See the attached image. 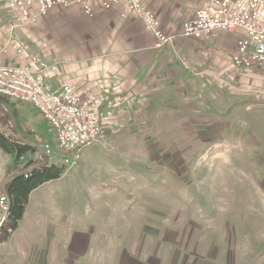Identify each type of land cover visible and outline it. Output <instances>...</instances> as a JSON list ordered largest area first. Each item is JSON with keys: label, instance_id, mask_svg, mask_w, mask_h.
<instances>
[{"label": "rangeland", "instance_id": "obj_1", "mask_svg": "<svg viewBox=\"0 0 264 264\" xmlns=\"http://www.w3.org/2000/svg\"><path fill=\"white\" fill-rule=\"evenodd\" d=\"M0 16L10 28L1 0ZM250 73L198 83L183 92L180 115L164 124L155 116L149 130L123 133L124 142L90 144L76 166L38 186L37 216L60 215L68 231L85 235L79 252H66V238L46 243L53 264H264V76L259 86L240 84ZM3 99L19 131L41 151L54 147L35 108ZM0 158L8 164L1 150Z\"/></svg>", "mask_w": 264, "mask_h": 264}, {"label": "crops", "instance_id": "obj_2", "mask_svg": "<svg viewBox=\"0 0 264 264\" xmlns=\"http://www.w3.org/2000/svg\"><path fill=\"white\" fill-rule=\"evenodd\" d=\"M205 1H145L159 17L161 29L175 36L162 49L151 48L154 37L137 15L130 13L123 18L117 9L106 10L95 4L93 17L82 14L77 6L55 7L35 24L12 30L6 16H0V64L31 66L26 57L36 56L46 67L41 69L44 82L53 89L64 82L74 90L86 89L93 93L95 86L102 83L104 100L100 107L102 138L99 142H106V138L124 142L123 133L149 130L155 116H158L157 122L164 124L165 115H180L183 92H196L198 83H209V79L219 83L237 71L229 59L235 47V35L219 33L208 42L179 35L182 22L191 18L194 9ZM59 23L63 27L51 26ZM12 41L23 48L24 58H19L10 48L2 53L1 48ZM241 70L251 73L249 77H241L240 84H246L251 78L258 86L261 84L263 72L253 68ZM52 136L54 141V131ZM41 152L44 154V150ZM25 156L20 164L35 154H28L23 160ZM12 160L10 154L8 164L0 158V179L6 168L11 167ZM34 191L29 195L17 228L0 243V264H53L50 246L45 244L57 239L66 238L63 243L68 253L79 252L84 245V233L78 229L68 231L60 215L51 220L45 218L44 212L40 213L43 217L37 216L39 213L30 207ZM65 258L68 256H61L60 260Z\"/></svg>", "mask_w": 264, "mask_h": 264}, {"label": "built area", "instance_id": "obj_3", "mask_svg": "<svg viewBox=\"0 0 264 264\" xmlns=\"http://www.w3.org/2000/svg\"><path fill=\"white\" fill-rule=\"evenodd\" d=\"M13 14L10 30L35 24L55 7L80 8L82 14L93 17V5L106 10L117 9L120 17L137 15L154 37L151 48L162 49L175 36L161 29V21L150 10L146 0H2ZM219 33L233 34L235 47L229 54L231 64L238 69H257L264 73V0H206L196 7L193 16L182 22L180 37L208 42ZM12 49L24 58L17 42H8L2 53ZM31 66L0 64V95L35 108L54 131V147L44 146V154L53 152L60 163L68 167L78 164L82 149L102 138L100 107L104 100V85L95 91L74 90L67 83L53 89L44 82L41 69L46 68L36 56L26 57ZM7 197L0 196L2 218L7 210Z\"/></svg>", "mask_w": 264, "mask_h": 264}, {"label": "trees", "instance_id": "obj_4", "mask_svg": "<svg viewBox=\"0 0 264 264\" xmlns=\"http://www.w3.org/2000/svg\"><path fill=\"white\" fill-rule=\"evenodd\" d=\"M3 98L7 97L0 95V150L12 155L15 164L8 169L0 181V196L5 195L8 201L6 214L0 223V243L6 241L17 228L30 193L44 182L59 178L67 168L63 164L59 166L49 162L44 163L39 147L27 134L13 125V118ZM28 154H35V157L21 167L16 166V162ZM12 173L21 174L6 181L5 194H3L1 184Z\"/></svg>", "mask_w": 264, "mask_h": 264}, {"label": "water", "instance_id": "obj_5", "mask_svg": "<svg viewBox=\"0 0 264 264\" xmlns=\"http://www.w3.org/2000/svg\"><path fill=\"white\" fill-rule=\"evenodd\" d=\"M13 125L15 126L14 123H13ZM42 157H43V159H44V163L46 164V163H47V157H46V155L43 154ZM19 174H21V173H13V174H11V175H8V176L6 177V179L2 182V184H1V189H2L3 194H5V183H6V181L9 180L10 178L16 176V175H19ZM5 214H6V212L4 213V215H5ZM1 222H2V219H1Z\"/></svg>", "mask_w": 264, "mask_h": 264}, {"label": "bare ground", "instance_id": "obj_6", "mask_svg": "<svg viewBox=\"0 0 264 264\" xmlns=\"http://www.w3.org/2000/svg\"><path fill=\"white\" fill-rule=\"evenodd\" d=\"M48 162V161H47ZM3 219V218H2Z\"/></svg>", "mask_w": 264, "mask_h": 264}]
</instances>
